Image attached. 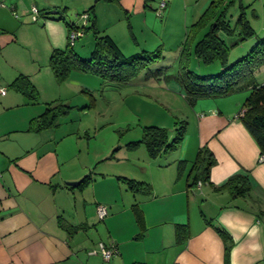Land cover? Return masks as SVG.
I'll use <instances>...</instances> for the list:
<instances>
[{"label": "crops", "instance_id": "1", "mask_svg": "<svg viewBox=\"0 0 264 264\" xmlns=\"http://www.w3.org/2000/svg\"><path fill=\"white\" fill-rule=\"evenodd\" d=\"M93 2L0 0V264H105L101 242L119 250L110 264H264V161L238 116L243 98L233 111L219 97L199 99L203 111L177 150L137 159L144 162L142 177L118 171L114 153L92 156L89 149L84 158L80 140L63 144L76 133L82 139L79 131L64 130L65 121L59 129H31L51 103L78 106L70 95L89 86V72L79 71L59 84L47 55L68 47L81 10L95 6L99 30L125 55V44L134 47L127 56L150 51L156 19L149 0H112L119 7L109 6V19ZM196 3L192 21L201 15V2ZM33 5L46 18L43 25L33 20ZM71 9L76 15L68 14ZM115 13L126 18L128 30L115 24ZM79 45L76 52L91 58L95 35L84 36ZM256 78L264 83V64ZM170 86L180 89L176 81ZM205 146L216 164L209 181L193 184V166ZM106 161L112 166L102 168ZM236 174L250 186L245 195L221 188ZM87 175L92 179L86 186L68 184ZM124 178L148 183L151 190L134 191ZM101 204L108 207L103 220Z\"/></svg>", "mask_w": 264, "mask_h": 264}, {"label": "rangeland", "instance_id": "2", "mask_svg": "<svg viewBox=\"0 0 264 264\" xmlns=\"http://www.w3.org/2000/svg\"><path fill=\"white\" fill-rule=\"evenodd\" d=\"M149 1L148 10L154 11L156 23L152 20L155 38L148 39L147 43L150 51L157 52L159 56L149 58L151 62H145L139 72L136 71V74L125 81L111 80L100 74L89 72V90L85 87L79 96L78 94L70 95L72 102L74 101V104L78 106L60 119L59 126L54 127V129H59L64 126L65 131L73 129L80 132L82 139L86 142L76 133L67 137L63 144L80 140L84 146V158L88 157L89 149L92 156H95L96 152L114 153L117 160L116 166L120 168L118 171L138 177L143 175L140 166L144 162L138 163L137 159L146 158L147 156H142L149 154V150L145 142L133 145L130 143L142 140L147 126L167 128L170 131V140H173L178 128L186 126L187 132L197 112L202 113L203 111V106L199 105L198 101L192 104L184 83L186 80L196 81V76L188 70L196 75L205 76L217 75L223 69L224 62L221 59L209 63L197 56L195 52L192 54L190 52L195 51L197 44L205 37V32L211 28L212 24L216 26L217 20L222 17L225 25L230 29V31L219 30L220 37L229 46L227 60L229 64L242 59L264 37V0H223L211 9L214 0H166L169 5L163 15L158 14L163 0ZM197 1L201 2L198 9L201 15L197 20L192 21L191 14ZM93 3L102 11L101 15L106 19L111 17L110 5L116 6L115 8L119 7L116 3L111 4L107 0H94ZM151 4L154 6L152 7ZM88 9L81 10V14ZM75 11L71 9L68 14L76 15ZM117 13H115V24L128 30L126 18L123 20ZM80 15L74 17L76 18L75 24L83 26L84 22ZM187 15L188 26L185 25ZM241 18L250 22L256 31L254 36L245 35ZM44 20L46 18L40 16V21L37 23L43 25ZM131 35L133 36V33ZM84 36L85 38L92 37L93 32ZM84 36L76 42L75 47L78 49H81L79 43ZM141 37L140 35L139 38L143 42ZM125 39L128 43L130 38ZM124 46L127 55L134 49V47L128 48L127 44ZM184 47H186L185 50ZM47 53L48 59L51 58V52ZM82 54L85 55L86 50L82 49ZM46 60L47 57H45ZM172 81L179 83L180 89H173L170 86ZM58 83L63 84L65 81L62 83L58 81ZM250 93L251 90L245 88L229 95L219 96V98L229 111L235 110L238 107L239 98H243L237 110V113H240ZM63 121L66 124L62 126ZM62 133L60 130L59 135ZM109 166L112 165L106 161L102 168Z\"/></svg>", "mask_w": 264, "mask_h": 264}, {"label": "trees", "instance_id": "3", "mask_svg": "<svg viewBox=\"0 0 264 264\" xmlns=\"http://www.w3.org/2000/svg\"><path fill=\"white\" fill-rule=\"evenodd\" d=\"M220 1L223 0H214L210 9L217 6ZM87 12H90L91 17L90 23L84 26L85 34L89 31L93 32L96 37L95 49L89 59L80 56L74 48L75 45L71 43L66 49H54L51 56V65L60 83L68 80L73 71L94 72L111 80H129L132 75L137 73L136 71L139 72L144 67L145 62L152 61L151 59L149 61V58L159 56L155 51L146 50L131 56L125 55L111 35L102 33L99 30L95 6H92ZM240 20L244 25L245 35L247 37L254 36L256 31L250 22L245 18ZM225 24V20H222V17L219 18L216 26L212 24L205 37L199 41L195 51H190L191 54L195 52L197 56L209 63L221 59L224 62L222 71L217 75L203 76L196 75L193 71L188 70L189 73H193L196 76V81L186 80L184 84L192 104H195L201 98L225 96L245 88L250 89L251 93L244 102L239 117L257 140L262 155H264V83H259L256 78L257 70L264 64V37L242 59L229 64L227 61L229 58V46L219 35V30L230 31ZM75 25V23L71 24V28ZM185 49L186 47H184ZM73 108L74 106L62 102L51 103L40 117L32 121L31 129L42 131L53 126L57 127L60 125V119L63 116H67ZM185 136L186 126L177 129L173 140H170V131L167 128L147 126L143 139L132 141L130 144L145 142L150 156L157 158L164 152L177 150ZM215 164L216 158L212 150L208 146L201 148L193 166L195 170L193 184H197L201 180L209 181L211 179V170ZM91 179L92 176L87 175L83 178L81 185L86 186ZM124 180L134 191L151 190L148 183L128 178H124ZM221 188L229 189L234 196L245 195L250 190V186L245 182L242 174L231 176ZM224 236L228 242L232 241L231 236L225 231ZM230 250L231 244H228V260Z\"/></svg>", "mask_w": 264, "mask_h": 264}, {"label": "built area", "instance_id": "4", "mask_svg": "<svg viewBox=\"0 0 264 264\" xmlns=\"http://www.w3.org/2000/svg\"><path fill=\"white\" fill-rule=\"evenodd\" d=\"M167 7V1L163 0L161 2V5L158 9V14L163 15L164 10ZM33 12V20L38 21L40 18V10L37 6L33 5L32 7ZM81 19L83 20L84 24L83 26L75 25L70 31L69 40L72 45H75L77 40L85 35V28L84 26H87L90 23V12H84L80 15ZM262 161H264V155L261 158ZM201 184V181L199 182ZM98 213L100 218L103 220L108 215V207L106 205H99L98 207ZM99 251L103 255L105 259V264H110L114 256H116L119 253L118 248L116 247H110L106 245L104 242H101L99 244ZM96 251H94L95 253ZM93 253V252H92Z\"/></svg>", "mask_w": 264, "mask_h": 264}, {"label": "water", "instance_id": "5", "mask_svg": "<svg viewBox=\"0 0 264 264\" xmlns=\"http://www.w3.org/2000/svg\"><path fill=\"white\" fill-rule=\"evenodd\" d=\"M81 181L68 182V184L69 185H79L81 183Z\"/></svg>", "mask_w": 264, "mask_h": 264}]
</instances>
